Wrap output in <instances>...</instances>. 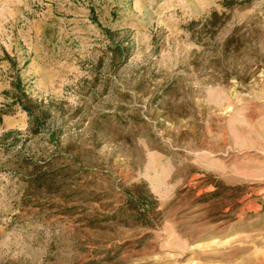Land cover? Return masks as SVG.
<instances>
[{
	"label": "rangeland",
	"instance_id": "1",
	"mask_svg": "<svg viewBox=\"0 0 264 264\" xmlns=\"http://www.w3.org/2000/svg\"><path fill=\"white\" fill-rule=\"evenodd\" d=\"M0 264H264V0H0Z\"/></svg>",
	"mask_w": 264,
	"mask_h": 264
},
{
	"label": "trees",
	"instance_id": "2",
	"mask_svg": "<svg viewBox=\"0 0 264 264\" xmlns=\"http://www.w3.org/2000/svg\"><path fill=\"white\" fill-rule=\"evenodd\" d=\"M28 111H29L28 113H29V115L31 117V121L30 122L32 123V125L35 126V127L39 126L40 122H41V118L36 116L34 114V111H32V110H28Z\"/></svg>",
	"mask_w": 264,
	"mask_h": 264
}]
</instances>
